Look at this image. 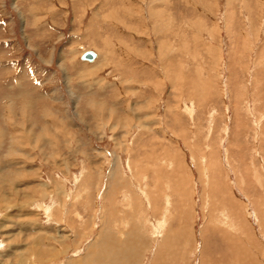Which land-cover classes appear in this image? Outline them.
I'll list each match as a JSON object with an SVG mask.
<instances>
[{"label": "rangeland", "instance_id": "374dc122", "mask_svg": "<svg viewBox=\"0 0 264 264\" xmlns=\"http://www.w3.org/2000/svg\"><path fill=\"white\" fill-rule=\"evenodd\" d=\"M105 240L264 264V0H0V264Z\"/></svg>", "mask_w": 264, "mask_h": 264}, {"label": "bare ground", "instance_id": "6f19581e", "mask_svg": "<svg viewBox=\"0 0 264 264\" xmlns=\"http://www.w3.org/2000/svg\"><path fill=\"white\" fill-rule=\"evenodd\" d=\"M88 51V50H87ZM86 52V51H85ZM95 53H96V51H95ZM97 54V53H96ZM83 55V54H82ZM98 58V54H97V57L94 59V60H87V61H90V62H93V61H95L96 59ZM81 59H82V56H81ZM82 60H84V59H82ZM112 174H114V173H112ZM115 179V178H114ZM117 185V184H116ZM136 191V190H135ZM144 193V192H143ZM146 194V193H145ZM145 194H143V196H142V200H143V202L145 203V205H146V207L149 205V206H151L150 205V200H149V197H147ZM99 202V201H98ZM143 203V204H144ZM100 204V203H99ZM141 207V206H140ZM133 209V208H132ZM114 217H115V215H114ZM151 221V220H150ZM226 221V220H225ZM163 221H159L156 225H154V229H155V234H158V233H161V229H162V227H163ZM128 233V232H127ZM154 234V233H153ZM160 235V234H159ZM109 238V237H108ZM109 239H111V238H109ZM108 241L107 240H105L104 241V243H103V245H101L100 247H99V245H97V250L95 251V254H94V256L92 257V262H93V264H118V262H116V263H113V261L117 258L116 256H115V254H114V251L112 250V248L111 249H108ZM99 244V243H98ZM105 244L107 245V246H105ZM96 246V245H95ZM99 247V248H98ZM100 249V250H99Z\"/></svg>", "mask_w": 264, "mask_h": 264}, {"label": "water", "instance_id": "95a60500", "mask_svg": "<svg viewBox=\"0 0 264 264\" xmlns=\"http://www.w3.org/2000/svg\"><path fill=\"white\" fill-rule=\"evenodd\" d=\"M97 57V54L93 50H88L83 53L82 59L84 60H94Z\"/></svg>", "mask_w": 264, "mask_h": 264}]
</instances>
